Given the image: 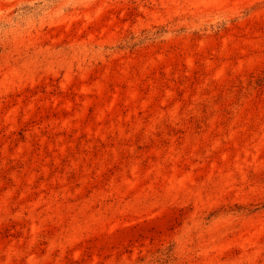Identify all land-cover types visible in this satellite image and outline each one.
<instances>
[{"label":"rangeland","instance_id":"1","mask_svg":"<svg viewBox=\"0 0 264 264\" xmlns=\"http://www.w3.org/2000/svg\"><path fill=\"white\" fill-rule=\"evenodd\" d=\"M0 264H264V0H0Z\"/></svg>","mask_w":264,"mask_h":264}]
</instances>
